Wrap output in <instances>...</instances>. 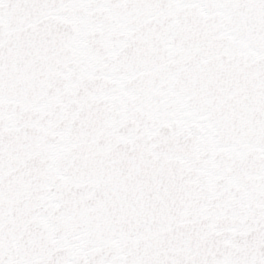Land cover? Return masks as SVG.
<instances>
[{
	"label": "snow or ice",
	"instance_id": "snow-or-ice-1",
	"mask_svg": "<svg viewBox=\"0 0 264 264\" xmlns=\"http://www.w3.org/2000/svg\"><path fill=\"white\" fill-rule=\"evenodd\" d=\"M0 264H264V0H0Z\"/></svg>",
	"mask_w": 264,
	"mask_h": 264
}]
</instances>
